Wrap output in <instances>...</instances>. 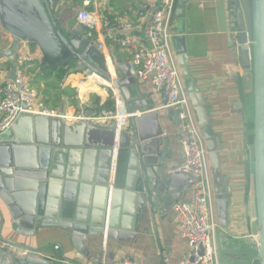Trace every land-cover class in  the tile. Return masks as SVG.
Instances as JSON below:
<instances>
[{"label":"crops","instance_id":"0c3cea01","mask_svg":"<svg viewBox=\"0 0 264 264\" xmlns=\"http://www.w3.org/2000/svg\"><path fill=\"white\" fill-rule=\"evenodd\" d=\"M157 6L158 0H56L57 20L72 19L80 30L84 25L77 18L78 12H95L98 25L94 38L102 46L101 60L111 79L96 73L87 76L83 70H75L73 61L62 65L69 66L67 74L56 79L44 72L53 66L41 69L40 48L32 52L34 68L29 82L57 115L23 113L12 125L27 142H8L12 148L11 176L5 179V190L0 194L4 216L0 248L9 240L13 242L10 252L22 255L27 248L28 255L54 264H116L122 258L141 264H164V259L178 264L187 252L174 206L191 200L193 176L166 172L182 161L177 111L165 105L150 78L136 74L135 84L126 87L129 101L115 85L116 66L130 70L134 52L121 46L118 39L132 36L137 47L147 46L146 28ZM140 12L145 15L140 16ZM105 18L117 33L116 39L102 32ZM234 20L233 4L227 0H188L187 68L206 102L215 137L216 149L207 150V158L220 253L224 236L233 247L246 244L244 248L254 245L258 236L253 177L254 76L252 67L247 72L242 68L240 47L232 38ZM176 29L174 18L173 36ZM10 42L11 34L0 26V49ZM172 51L187 92L184 57L176 53L174 44ZM10 68L9 60L1 59L0 88L10 79ZM108 102L112 106L104 107ZM118 102L125 109L128 102L136 103V108L131 112L132 120L129 116L121 130L122 144L117 147L113 166L108 146L114 121L91 119ZM133 121L143 136L154 137L142 155L145 187L137 150L131 146ZM203 140L206 145L204 136ZM27 214L55 221L40 226L34 217L27 219Z\"/></svg>","mask_w":264,"mask_h":264},{"label":"water","instance_id":"95a60500","mask_svg":"<svg viewBox=\"0 0 264 264\" xmlns=\"http://www.w3.org/2000/svg\"><path fill=\"white\" fill-rule=\"evenodd\" d=\"M56 0H0V26L11 34V42L6 48L0 49L1 59L9 60L11 68L8 78L15 77L16 59L22 41H26L31 52H35L38 46L42 51L41 69L46 66L66 65L69 61L76 62L75 70H83L87 76L96 73L110 78V74L101 60V45L95 38L88 37L85 28L80 30L73 24L72 19L67 22H59L54 14ZM228 4H233L235 32L232 38H236L240 47L242 68L247 72L252 67L254 76V196L256 203V220L258 236L254 245L239 244L233 247L224 236L221 240V264H264V0H227ZM188 0H177L174 10V18L177 19L176 34L171 37V43L175 46V51L184 57L183 76L186 80L187 95L197 122V125L206 141L208 151L216 149L215 137L209 124L206 102L201 92L195 87L189 70L187 68L186 50V29L185 16ZM244 7V8H243ZM117 76L116 87L126 96V87L135 84L136 70H130L116 66ZM126 110L132 112L136 108V103L125 104ZM132 120V116H130ZM133 124V135L131 146L137 150L144 187L147 184L145 178L146 168L143 166L142 155L144 148L153 141L152 137H145L139 131L138 125ZM137 126V128H136ZM114 127L111 148V164L113 156ZM122 132L119 135V147L121 146ZM9 141L27 142L13 129L12 126L0 131V194L5 190L8 176H11L9 169L10 149ZM32 141V138L29 139ZM7 142V143H6ZM6 177V178H5ZM8 182V180H7ZM147 189V187H146ZM109 197L110 189L108 186ZM27 219L40 226H47L52 223L46 216L25 215ZM65 225V224H64ZM4 226V216L0 211V238ZM105 230V228H104ZM8 244L13 242L4 240ZM244 248V249H243ZM27 249V248H25ZM244 251V252H243ZM202 253V248H200ZM242 252V253H241ZM1 264H54L45 258L32 255H21L12 253L5 246L0 248ZM5 261V262H4Z\"/></svg>","mask_w":264,"mask_h":264},{"label":"built area","instance_id":"2783aa9c","mask_svg":"<svg viewBox=\"0 0 264 264\" xmlns=\"http://www.w3.org/2000/svg\"><path fill=\"white\" fill-rule=\"evenodd\" d=\"M176 1L158 0V6L150 13L146 28L147 46L137 47L132 36H123L118 41L121 46L134 49L129 64L135 68L137 76L142 79L150 78L165 105L177 111V137L182 147V161L167 168L166 172L189 173L193 176L191 200L179 201L174 206L179 234L188 244V250L178 264H221L207 149L173 57L171 25ZM144 15V12H140V16ZM77 18L84 25L85 34L93 38L98 25L95 12L83 9L78 12ZM109 24V20L105 18L101 30L105 37L116 39L117 33L110 29ZM125 28H130V25H125ZM33 68L34 55L27 42L22 41L16 59L15 77L6 80L0 88V131L12 126L23 113L57 115L55 110L45 105L38 90L30 84ZM131 115L118 102L112 109H104L91 119L93 122H105L109 119L114 121L113 166L120 132ZM4 246L12 249V245L7 242ZM22 255H28V250L23 249ZM116 264L141 263L135 259L122 258ZM164 264L172 263L164 259Z\"/></svg>","mask_w":264,"mask_h":264},{"label":"trees","instance_id":"16d2710c","mask_svg":"<svg viewBox=\"0 0 264 264\" xmlns=\"http://www.w3.org/2000/svg\"><path fill=\"white\" fill-rule=\"evenodd\" d=\"M68 68H69V66L59 65V66H53L50 68H46L44 70V72L50 73V75H53L56 79L62 80L65 77V75L67 74ZM111 106H112L111 102H108L104 105V107H106V108L111 107Z\"/></svg>","mask_w":264,"mask_h":264}]
</instances>
